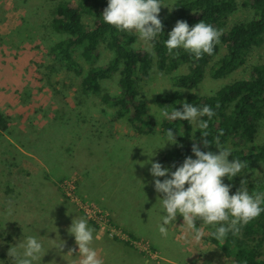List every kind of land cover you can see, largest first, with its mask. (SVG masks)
Returning a JSON list of instances; mask_svg holds the SVG:
<instances>
[{
	"label": "rangeland",
	"instance_id": "374dc122",
	"mask_svg": "<svg viewBox=\"0 0 264 264\" xmlns=\"http://www.w3.org/2000/svg\"><path fill=\"white\" fill-rule=\"evenodd\" d=\"M174 1L163 0L158 14L169 32L175 26L170 12ZM242 1H236L227 26L252 17ZM52 7L46 0H0V112L9 122L0 137V264H15L9 248L19 247L29 236L46 250L34 264H76L81 257L68 229L79 218L94 229L91 246L103 264H234L208 241L202 221H195L203 232L199 242L185 232L179 214L166 226V237L158 229L163 196L155 191L154 179L170 177L154 178L150 168L151 163L167 168L159 151L173 144L160 149L166 136L160 123L165 118L154 97L171 92L172 77L184 73L185 66L171 74L153 70L137 82L148 116L155 121L153 132L142 134L97 98L83 95L79 78L50 57L49 48L59 39L49 27ZM133 46L149 50L139 38ZM223 52L224 48L210 60L196 93L209 95L234 79L246 78L252 64L264 61L263 47L237 71L213 79L210 68ZM110 57L101 47L97 64ZM117 78L113 74L101 81L103 91L116 94ZM257 143H264V119ZM218 152L217 147L212 151ZM253 175L264 180V163L255 166ZM83 203L105 214L106 222L91 221L79 208ZM261 251L264 258V242Z\"/></svg>",
	"mask_w": 264,
	"mask_h": 264
},
{
	"label": "trees",
	"instance_id": "16d2710c",
	"mask_svg": "<svg viewBox=\"0 0 264 264\" xmlns=\"http://www.w3.org/2000/svg\"><path fill=\"white\" fill-rule=\"evenodd\" d=\"M46 1L53 6L49 27L59 36L50 46L49 55L64 70L79 78L78 89L83 95L97 98L100 105L114 110L118 120L124 119L140 133L150 134L155 121L148 116V105L139 96L137 82L148 78L153 70L171 74L185 66L184 73L172 77L173 90L156 94L154 102L169 114L180 110L183 102L197 108L210 106L215 115L211 119L200 118L208 123L210 145L204 147L202 130L195 125L165 118L160 127L165 135L169 129L173 130L177 143L166 152L159 151L160 161L174 171L186 157L195 159L191 151L194 143L201 151L212 152L218 137L221 146L230 150L229 161L239 159L246 165L231 180L223 178V183L230 185L229 194H235L239 188L247 189L249 194L264 192V180L253 175L255 166L264 163V143H257L259 124L264 119V61L252 64L246 78L234 79L209 95L195 92L210 60L222 48L224 52L210 68L213 79L237 71L264 47V0H243L242 5L252 11V17L230 26H227V18L234 12L237 0H175L170 7L175 24L180 20L192 27L203 20L222 31L213 54H204L199 59L183 49H175L173 55L167 53L164 41L168 38V23L160 17L162 32L151 42V49L146 50L133 46L137 34L117 31L104 23L102 13L107 0ZM101 47L109 51L111 57L105 64L98 65ZM113 74L118 75V91L111 95L103 91L100 83ZM8 124L7 117L0 112V137L7 133ZM205 228L209 231L208 241L234 264H264L261 251L264 212L243 226L238 235L229 232L223 242L211 235L215 229L207 225Z\"/></svg>",
	"mask_w": 264,
	"mask_h": 264
},
{
	"label": "clouds",
	"instance_id": "9594fccd",
	"mask_svg": "<svg viewBox=\"0 0 264 264\" xmlns=\"http://www.w3.org/2000/svg\"><path fill=\"white\" fill-rule=\"evenodd\" d=\"M161 0H107V7L103 10L104 23L113 26L117 31L135 33L147 48L151 49V42L158 33L162 32V22L158 18ZM222 31L214 28L203 20L189 27L185 21L178 20L164 41L167 53L173 55L175 49H183L195 58H202L204 54L212 55L214 46L219 43ZM169 120L179 119L187 121L202 130L203 145H210L207 139L208 123L200 118L207 116L211 119L215 112L210 106L197 108L190 103L183 102L180 110H173L170 114H161ZM195 131V128H194ZM173 130L166 133L161 148L166 144H176ZM218 154L201 151L197 144L192 145L195 159L186 157L181 166L170 172L160 163H151L150 174L154 178L169 176L162 182L154 179V188L162 194V224L158 226L162 236L168 235L167 225L175 221L177 215L183 217L186 225L185 232L192 239L199 242L203 236L195 221H202L215 231L211 235L223 242L228 233L238 235L241 228L264 212V192L249 194L247 189H238L230 195V185L223 183V178L231 180L246 166L239 159L229 161L230 150L221 146L216 139ZM243 183V181H241ZM68 233L74 236L78 246L79 259L76 264H103L97 251L91 246L94 240V229L84 218L72 220ZM63 243L58 247L63 248ZM46 250L35 237L29 236L19 245L11 247L8 256L15 264H34L41 262ZM71 253V252H70Z\"/></svg>",
	"mask_w": 264,
	"mask_h": 264
},
{
	"label": "built area",
	"instance_id": "2783aa9c",
	"mask_svg": "<svg viewBox=\"0 0 264 264\" xmlns=\"http://www.w3.org/2000/svg\"><path fill=\"white\" fill-rule=\"evenodd\" d=\"M72 185H75V182H72ZM64 187V186H63ZM74 186H70V190H73ZM89 204L87 203H83V205H79V208L85 210V214H87V217L93 221L94 223H100L101 221L106 222V215L103 214L102 212H95L93 209L89 208L91 206H88ZM83 206V207H80ZM92 211L93 213L91 215H89L88 213ZM111 233H114V235H116V230L112 229ZM112 235V234H111Z\"/></svg>",
	"mask_w": 264,
	"mask_h": 264
},
{
	"label": "crops",
	"instance_id": "0c3cea01",
	"mask_svg": "<svg viewBox=\"0 0 264 264\" xmlns=\"http://www.w3.org/2000/svg\"><path fill=\"white\" fill-rule=\"evenodd\" d=\"M77 174V173H76ZM78 179H79V177H78ZM79 182L80 181H78V184H79ZM82 197H85V198H87L86 196H82ZM90 200V199H89ZM118 223V222H117ZM119 224V223H118ZM119 225H121V224H119ZM127 232H129V234L130 235H132L133 236V234H135V233H133V232H130V231H127ZM134 237V236H133ZM112 243V242H111ZM113 244V243H112ZM114 245V244H113ZM113 262H116V261H113Z\"/></svg>",
	"mask_w": 264,
	"mask_h": 264
}]
</instances>
